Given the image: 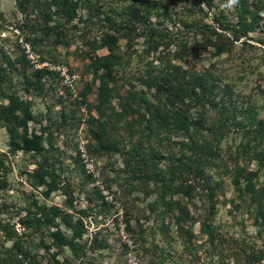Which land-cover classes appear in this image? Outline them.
I'll return each mask as SVG.
<instances>
[{"label": "rangeland", "instance_id": "374dc122", "mask_svg": "<svg viewBox=\"0 0 264 264\" xmlns=\"http://www.w3.org/2000/svg\"><path fill=\"white\" fill-rule=\"evenodd\" d=\"M153 76L202 116L201 163L182 133L147 122ZM7 93L35 116L16 131L40 138L51 171L9 151L0 120V264H264V139L237 125L247 110L264 121V0H0V114ZM170 171L179 191L151 211ZM32 202L77 255L18 222Z\"/></svg>", "mask_w": 264, "mask_h": 264}, {"label": "trees", "instance_id": "16d2710c", "mask_svg": "<svg viewBox=\"0 0 264 264\" xmlns=\"http://www.w3.org/2000/svg\"><path fill=\"white\" fill-rule=\"evenodd\" d=\"M62 3L67 2V0H61ZM70 2V1H68ZM72 5V4H71ZM71 5L65 8L64 19L69 22L74 14V9L71 8ZM87 8L90 9L91 6L87 2ZM44 21L47 23L50 21V16H43ZM222 27V26H221ZM107 63L112 61V57L106 56L102 59ZM47 70H42L39 73L44 74ZM47 73V72H46ZM48 74L56 75V72H50ZM169 75V74H168ZM203 74L198 77H193L192 82L197 84L200 87V83L202 82ZM164 76H153L149 78V82L147 83L148 89L155 90V96L158 98V105L153 104L152 102L146 100L144 97L141 98L143 101L148 118V123L158 122L160 126L167 128H174L178 132L182 133L188 144L186 149H188L191 155L186 159L187 161L201 163V159L203 157L202 150L204 152L208 149L207 145H202V141L204 139L202 133V116L198 115L195 118H190L186 114L181 112L180 108H178V103L183 100L184 92L181 90H177L176 86L166 87L164 85ZM178 87V86H177ZM3 98L8 101V105L2 108V112L0 114V120L5 123V129L8 133L9 137V151L11 153H15L17 151H21L25 155H30L32 157L41 158V162L37 163V166L34 170V174H39L43 172V177L49 175L51 171L47 165V157L43 154L42 146L40 144V138L36 135L29 137L27 133H23L22 135L17 134V128L26 129V125L29 121H35V116L29 109V106L22 102L14 93L2 94ZM163 97V98H161ZM159 106H170V115L168 117H164L159 112ZM237 125L239 127L248 128L244 132V135H249V140L253 139H264V121L256 119V112L253 110H247L244 114L243 120L238 121ZM26 131V130H25ZM243 150H245V146H241ZM127 154L129 155L131 160H141L143 158L142 152L138 148L131 147L128 149ZM262 159L260 160L261 164L264 161V151L262 154ZM188 163V162H187ZM186 163V164H187ZM183 164L184 166L186 165ZM3 168V160L0 157V169ZM173 171H170L168 177L165 178H155V199L152 204L149 205L151 211H154L157 207L163 206L164 209H170L172 201L171 199L165 200L166 195H173L179 191L178 186L174 183L173 179ZM159 182V184H158ZM42 184L46 185L47 191H52L55 186H51L50 184H46L42 178ZM247 189L252 187L249 182L246 183ZM33 208V210L31 209ZM54 215L50 212H46L44 209L39 207L36 202H32L29 207L25 208V214L22 218L18 220V222L25 228H32L34 230L43 229V228H54V232L50 233L52 239L58 244L67 247L73 255H77L78 244L75 242L74 238H66L54 224ZM63 225L68 228L71 227L70 222L67 219H62ZM72 228V227H71ZM5 236L10 239V233L6 230H11V228L3 227Z\"/></svg>", "mask_w": 264, "mask_h": 264}, {"label": "built area", "instance_id": "2783aa9c", "mask_svg": "<svg viewBox=\"0 0 264 264\" xmlns=\"http://www.w3.org/2000/svg\"><path fill=\"white\" fill-rule=\"evenodd\" d=\"M64 73V72H63ZM81 152L83 153L82 157L84 158V161L86 162V158H85V151L83 146L80 147Z\"/></svg>", "mask_w": 264, "mask_h": 264}]
</instances>
